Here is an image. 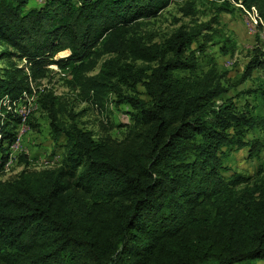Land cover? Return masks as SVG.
<instances>
[{
    "label": "trees",
    "instance_id": "trees-1",
    "mask_svg": "<svg viewBox=\"0 0 264 264\" xmlns=\"http://www.w3.org/2000/svg\"><path fill=\"white\" fill-rule=\"evenodd\" d=\"M174 1L186 16L199 12L201 0H0V60L9 62L0 68V166L22 122L14 104L30 78L70 70L71 88L91 108L129 107L123 137L110 133L109 120L96 137L77 119L84 111L72 112L51 89L40 92L52 155L63 154L41 169L22 154L17 174H0V264L264 261V167L253 177L230 173L233 153L248 148L259 157L264 150V82L238 93L253 95L240 108L227 96L228 71L201 46L207 68L196 72L191 47L203 35L206 43L214 39L202 34L213 30L210 23L181 26L162 42L139 33ZM209 2L218 13L255 12L264 27V0ZM235 50L223 37L222 54ZM255 70L264 71L263 44L234 84ZM33 117L29 129L37 128Z\"/></svg>",
    "mask_w": 264,
    "mask_h": 264
},
{
    "label": "rangeland",
    "instance_id": "rangeland-1",
    "mask_svg": "<svg viewBox=\"0 0 264 264\" xmlns=\"http://www.w3.org/2000/svg\"><path fill=\"white\" fill-rule=\"evenodd\" d=\"M41 1L42 0H30V5H39ZM212 4L213 3L209 2V0H201L198 5L199 12L191 17L180 12L179 7L181 2L174 1L156 17L145 19V23L139 28V33L152 42H162L181 26H186L184 28L190 30L202 23H210L213 30L204 28L202 34H205V36L206 34H214V39L206 43L203 35L199 39V42H194L191 47V49L196 51L195 54L200 62L199 69L196 72L198 73L200 70L207 68V57L198 50V47L201 46L206 49L205 54H209L215 58L221 69L228 71L226 84L230 85V90L227 96L235 97V101L238 103L239 107L244 108L246 103L253 102V95L244 94L238 97V93L256 89L260 83L264 82V71L255 70L252 76L243 83L239 85H235L234 83L242 76L246 65L251 59L253 50L261 44L264 45V27L259 18H257L255 12L236 8L230 12L221 11L218 13ZM215 17L218 18V21H214ZM251 17L255 19V26L253 27L251 24H253L254 21ZM215 30H217V32ZM225 36L230 37L231 40L236 42V50L233 54L225 55L220 51L222 40ZM5 48V45H0V51ZM69 52L68 50L63 51L59 56H66ZM23 64L24 61L20 63L21 66ZM5 66L8 67L9 62L7 59H1L0 68H4ZM98 69H96V71H98ZM71 79L72 74L70 70H62V72L53 70V74L50 73L46 78L36 81L30 78V90L24 91L23 93L30 95L34 89L37 101V96L39 97L40 92L44 88L51 89L55 95L66 97L67 108L72 112L81 113L84 111L77 119L82 126L92 129L96 137L103 133L102 122L104 121L106 124V120H109L108 125L111 129L110 133L114 137H123L126 132V127L122 126V124L128 122L127 115L129 113V107L126 104L117 106L114 102H111L108 111L101 113L91 108L88 103L81 101L79 97H77V91L73 90L69 84ZM22 94L20 96H22ZM23 98L22 96L19 100L22 102ZM20 101L18 103L16 102L17 105L21 103ZM0 109L2 116L6 117V112L2 110V106H0ZM32 117L33 122L37 124V128L32 129L30 124V129L25 133L22 139V149L12 154L8 151V148L6 150L7 154H9V159L7 161L9 168L0 173L3 178L15 175L23 168L24 165L19 163V158L22 154L31 156L30 160L32 161L33 168L36 169L53 166L61 160L63 149H57V154L54 156L52 155L55 150V144L50 136L51 129L48 115L37 105V108L31 115V118ZM63 119L68 121L69 116L66 114L63 116ZM1 120L0 118V121ZM260 136L263 135L260 134ZM247 137L251 139L252 133L249 132ZM0 158L2 160L1 150ZM230 166L232 168L230 173L239 172L246 176H256L260 168L262 166L264 167V150L260 153L259 157H250L248 148L240 149L232 154ZM258 264H264V261H259Z\"/></svg>",
    "mask_w": 264,
    "mask_h": 264
},
{
    "label": "bare ground",
    "instance_id": "bare-ground-1",
    "mask_svg": "<svg viewBox=\"0 0 264 264\" xmlns=\"http://www.w3.org/2000/svg\"><path fill=\"white\" fill-rule=\"evenodd\" d=\"M33 91H32L33 92V100L31 101L30 108H28L26 110L24 125H23V118H21L22 122L19 125V127L17 128L16 134H15L13 140L7 145L8 151L11 154L22 149V147H23L22 139H23L25 133H27V131L29 130V125H28L29 118L33 114V111L37 108L36 98H35V90L33 89ZM32 92H31V94H32ZM31 94L30 95L24 94L23 95L24 98H23L22 102L19 100L21 103H19L17 105V103L19 102L18 101L15 104L17 114L20 117H22V106H29ZM0 163H1V158H0ZM8 168H9V165H8V162H6L5 164H2V166H0V172H3L5 170H7Z\"/></svg>",
    "mask_w": 264,
    "mask_h": 264
},
{
    "label": "built area",
    "instance_id": "built-area-1",
    "mask_svg": "<svg viewBox=\"0 0 264 264\" xmlns=\"http://www.w3.org/2000/svg\"><path fill=\"white\" fill-rule=\"evenodd\" d=\"M251 18H252V17H251ZM252 19H253V21H254V23L251 24L252 27H253V26H255V19H254V18H252ZM33 92H34V91H33ZM33 92H32L31 97H30L29 106H22V117H20V118H23V125H24V122H25V113H26V110H27L28 108H30V106H31V101L33 100ZM17 142H18V141H17Z\"/></svg>",
    "mask_w": 264,
    "mask_h": 264
},
{
    "label": "crops",
    "instance_id": "crops-1",
    "mask_svg": "<svg viewBox=\"0 0 264 264\" xmlns=\"http://www.w3.org/2000/svg\"><path fill=\"white\" fill-rule=\"evenodd\" d=\"M31 153V152H30ZM31 157V156H30Z\"/></svg>",
    "mask_w": 264,
    "mask_h": 264
}]
</instances>
